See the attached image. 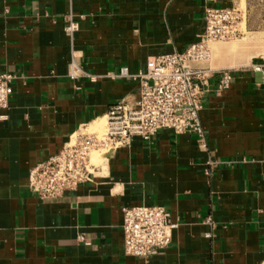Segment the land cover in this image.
I'll list each match as a JSON object with an SVG mask.
<instances>
[{"label": "crops", "instance_id": "0c3cea01", "mask_svg": "<svg viewBox=\"0 0 264 264\" xmlns=\"http://www.w3.org/2000/svg\"><path fill=\"white\" fill-rule=\"evenodd\" d=\"M241 1L0 0V73L14 75L0 109V264H262L264 72L251 64L264 60L249 49L197 65L212 69L199 111L205 147L194 133L163 128L114 148L92 181L59 196L42 198L28 184L31 168L74 132L138 99L137 81L110 74L183 51L202 37L207 7ZM70 18L78 24L71 35ZM226 70L229 86L217 91ZM137 205H162L176 224L149 258L123 249L121 208Z\"/></svg>", "mask_w": 264, "mask_h": 264}, {"label": "built area", "instance_id": "2783aa9c", "mask_svg": "<svg viewBox=\"0 0 264 264\" xmlns=\"http://www.w3.org/2000/svg\"><path fill=\"white\" fill-rule=\"evenodd\" d=\"M244 20L245 12L240 6L207 7L205 30L199 41L189 44L183 51L148 58L144 71L131 72L128 67L122 66L110 74L112 79L137 81L138 99L132 103L121 100L113 104L104 116L102 131H91L86 127L74 132L57 154L31 168L29 187L42 198L59 196L80 183L92 181L114 148L127 144L133 136L147 140L163 128L176 134L194 133L200 145L205 147L199 111L202 108V87L212 69L197 65L209 63L212 43L241 37L244 34ZM77 28V22L70 18L65 26L66 32L71 35ZM77 58L76 52L72 53L69 63L71 78L83 73ZM259 58L264 60V55H259ZM251 68L264 72V62L252 63ZM13 78L10 72L0 73V109L8 107L13 92ZM230 79V71H224L218 81L217 91L226 89ZM6 117L0 114V120ZM93 152H100L105 160L93 162ZM208 164L212 165L213 162L208 161ZM121 211L125 254L149 258L169 245L176 224L170 221V213L164 206H124ZM205 221L212 223L210 218ZM205 236H210V233L206 232ZM78 240L89 243L82 235L78 236Z\"/></svg>", "mask_w": 264, "mask_h": 264}, {"label": "rangeland", "instance_id": "374dc122", "mask_svg": "<svg viewBox=\"0 0 264 264\" xmlns=\"http://www.w3.org/2000/svg\"><path fill=\"white\" fill-rule=\"evenodd\" d=\"M240 7L245 12V20L242 22V27H245L244 34L241 36L242 38L239 37L241 39L231 40V42H237L234 48L242 54L249 49L250 54L259 53L264 55V44L262 43L264 40V0H242ZM104 122H102L101 128L92 126V131H102ZM96 161H99V159L96 158Z\"/></svg>", "mask_w": 264, "mask_h": 264}, {"label": "bare ground", "instance_id": "6f19581e", "mask_svg": "<svg viewBox=\"0 0 264 264\" xmlns=\"http://www.w3.org/2000/svg\"><path fill=\"white\" fill-rule=\"evenodd\" d=\"M241 38L234 39L233 41L239 40ZM236 44H237V42H231V41H227V42H223V43L222 42L212 43L210 45L211 56H213L214 54L221 53V52H226L227 55L232 56V57H235V56L240 55V54L242 55V53L237 52L236 49L234 48L236 46ZM234 60L235 59H232V61H234ZM102 124L103 123L99 121V122L95 123V125H93V127L94 128H101ZM88 129L92 131L90 126H88ZM93 153H94V156H93ZM93 153L91 154V160L93 162H103L104 161V160L103 161H96V158L99 160L104 158V156L102 154H100V152H93Z\"/></svg>", "mask_w": 264, "mask_h": 264}]
</instances>
